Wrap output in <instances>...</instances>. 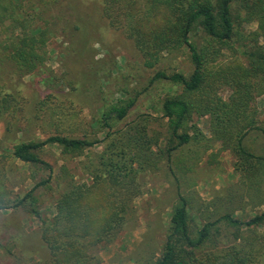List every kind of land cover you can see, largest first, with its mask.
<instances>
[{
	"label": "rangeland",
	"instance_id": "obj_1",
	"mask_svg": "<svg viewBox=\"0 0 264 264\" xmlns=\"http://www.w3.org/2000/svg\"><path fill=\"white\" fill-rule=\"evenodd\" d=\"M14 1L25 11L32 10L35 27L51 29L43 67L27 75H13L9 67L0 72V98L4 94L9 97L8 104L0 105V203L6 207L0 209V264H37L49 258L40 239V220L51 222L55 200L68 176L88 181L78 163L91 158V153H101L107 132L123 129L140 116L148 117L147 132L149 136L159 133L162 146L167 131L161 119V103L179 94L181 87L151 79L159 71L188 76L193 67L183 49L162 53L153 68H146L134 43L109 28L101 17L100 1ZM244 28L254 30L255 25L245 24ZM223 54L220 64L233 59L231 52ZM220 94L226 99L230 92L224 89ZM129 98H135V103L123 120L100 121L113 105ZM255 107L256 126L264 129V95L256 99ZM208 122V118L193 117L188 123L196 126V132L187 128L192 139L179 153L183 161L174 155L171 171L170 164L163 161L155 173L144 174L143 193L133 202V217L111 244L99 247L92 264H153L165 244L178 186L186 191L192 204V238L197 237L205 222L218 220L209 227L208 238L194 250L197 258L224 251H264V220L259 226L245 228L220 218L231 214L236 220L247 221L264 212V136L258 130L245 136L243 146L261 160L253 158L243 164L232 152L221 150L212 139ZM51 135L86 138L98 144L90 153L75 158L62 154L55 145L38 151L39 157L51 165L53 174L47 185L30 192L35 184L49 178L50 172L42 165L14 159L12 148ZM182 162L192 169L182 173L188 174V187L180 176ZM198 198L207 205H199ZM20 199H27L22 207H8ZM30 211L37 212L40 219ZM254 264H264V254Z\"/></svg>",
	"mask_w": 264,
	"mask_h": 264
},
{
	"label": "trees",
	"instance_id": "obj_2",
	"mask_svg": "<svg viewBox=\"0 0 264 264\" xmlns=\"http://www.w3.org/2000/svg\"><path fill=\"white\" fill-rule=\"evenodd\" d=\"M97 1L109 28L134 43L146 68H153L164 52L185 49L193 70L188 76L159 71L151 79L181 87L179 94L161 103L167 131L162 146L159 133L149 136L147 132L148 117L140 116L123 129L107 132L101 153H91V158L78 163L88 181L68 176L55 200L51 222L40 220V239L49 258L37 264H92L99 247L111 244L133 217V202L143 193L144 174L155 173L163 161L170 164L175 152L191 141L187 128L196 132L194 124L188 126L193 117L208 118L209 132L222 151L232 152L243 164L253 158L261 160L245 149L243 139L252 130L264 136V129L255 121V101L264 95V0ZM25 10L14 0H0V72L9 67L13 75H27L46 63L51 28L35 27L32 10ZM245 24H254L255 29L246 31ZM224 51L231 52L233 59L220 64ZM224 89L230 92L226 99L220 94ZM6 95L0 98V105L9 103ZM134 103L135 98L120 101L102 114L100 121L120 122ZM97 144L86 138L51 135L43 141L16 144L11 156L49 170V178L35 184L31 192L47 185L53 174L38 151L55 145L62 154L75 158L90 153ZM25 200H16L8 207H22ZM31 203L34 206L33 200ZM189 204L188 197L178 191L164 247L153 264H254L264 254L263 250L255 254L224 251L197 258L194 250L208 238L209 227L218 220L205 222L192 238ZM5 208L0 203V209ZM30 212L40 219L37 212ZM220 218L233 226L250 228L263 222L264 212L247 221L236 220L231 214Z\"/></svg>",
	"mask_w": 264,
	"mask_h": 264
},
{
	"label": "crops",
	"instance_id": "obj_3",
	"mask_svg": "<svg viewBox=\"0 0 264 264\" xmlns=\"http://www.w3.org/2000/svg\"><path fill=\"white\" fill-rule=\"evenodd\" d=\"M183 148H184V146L183 147H181V148H179L176 152H175V156L176 157H178V158H181L182 159V157H181V155L179 154L180 153V151H182L183 150ZM174 155H173V159H174ZM185 158H186V156H185ZM182 161H183V159H182ZM187 162V161H186ZM180 166H182L181 168H180V172H181V175L180 176H182V178H183V180H185V182H186V185H187V187L188 186H190L191 185V183H189L188 182V177H186L188 174H182L183 172H186V173H188L189 171H188V165H187V163H183L182 162V164L180 165ZM190 170H192V169H190ZM176 176L178 175V174H175ZM176 180H178L179 182H180V178L178 177V179L176 178ZM178 182V183H179ZM185 185V186H186ZM182 188H181V186L179 187H177L176 189H175V199H174V202H173V204H172V206H174L175 205V203H176V199H177V192L178 191H181V193H182V195L184 196V197H188V200H190V198H189V195H187V193H185L186 191H184V192H182ZM188 191V190H187ZM197 192H195V194H196ZM195 194H193V195H195ZM198 194V193H197ZM199 195V194H198ZM199 199V205H206V203L203 201V200H200V198H198ZM190 205H192V204H189V206Z\"/></svg>",
	"mask_w": 264,
	"mask_h": 264
}]
</instances>
